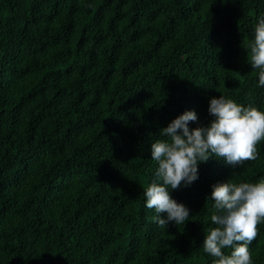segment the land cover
I'll use <instances>...</instances> for the list:
<instances>
[{
  "label": "trees",
  "instance_id": "obj_1",
  "mask_svg": "<svg viewBox=\"0 0 264 264\" xmlns=\"http://www.w3.org/2000/svg\"><path fill=\"white\" fill-rule=\"evenodd\" d=\"M225 2L0 0V264H213L212 185L264 177V141L257 160L213 156L170 192L185 224L159 227L143 189L158 182L152 143L185 111L190 128L221 94L264 111L243 43L264 0Z\"/></svg>",
  "mask_w": 264,
  "mask_h": 264
},
{
  "label": "clouds",
  "instance_id": "obj_2",
  "mask_svg": "<svg viewBox=\"0 0 264 264\" xmlns=\"http://www.w3.org/2000/svg\"><path fill=\"white\" fill-rule=\"evenodd\" d=\"M243 43L249 63L258 70V86L264 87V17L255 26L254 39L249 42L244 38ZM208 112L213 117L209 124L190 128V122H198V115L194 110L185 111L162 128L160 138L152 143L158 182L144 188L143 194L146 208L155 211L152 220L161 228L189 221L191 210L173 199L170 192L198 180L200 163L215 156L235 167L259 157L264 111L221 94L210 99ZM209 198L214 202L210 220L215 227L205 229L203 252L215 258L213 264H253L249 246L259 234L258 226L264 223V177L256 183L230 179L216 183ZM225 249L231 252L226 254Z\"/></svg>",
  "mask_w": 264,
  "mask_h": 264
}]
</instances>
